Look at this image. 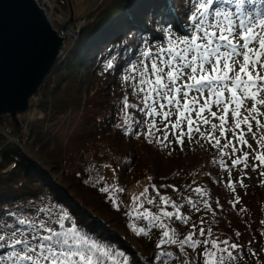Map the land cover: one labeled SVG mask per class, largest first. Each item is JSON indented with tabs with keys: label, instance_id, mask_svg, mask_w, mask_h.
<instances>
[{
	"label": "trees",
	"instance_id": "obj_1",
	"mask_svg": "<svg viewBox=\"0 0 264 264\" xmlns=\"http://www.w3.org/2000/svg\"><path fill=\"white\" fill-rule=\"evenodd\" d=\"M58 3L66 8L65 0ZM190 9V0H102L95 10L83 16L85 23L76 42L65 49L40 90L33 95L31 109L35 114L0 117V128L8 127L19 137L20 144L19 148L0 134V214L9 211L21 214L31 203L41 207L56 205L69 213L81 231L122 251L131 264H149L158 252L172 247L179 249L178 243H166L157 248L160 241L166 239L163 230L148 229L147 221L136 219L151 213L161 215L169 230L178 229L177 240L186 236L193 224L197 225V235L200 226L211 227L213 236H209V240L219 237L241 246L237 264H264V176L261 175L264 164L257 158L264 156V142L259 140L255 148L227 151V154L230 152L226 155L227 163L220 164L216 160L223 145L220 112H216V117L211 115L217 109L211 106L209 98L197 95L198 103L189 112L181 116L184 109L179 107L174 115L165 119L162 112L173 111V106H167L166 101L148 100V104L157 107V114L144 108L141 115L144 94H130L131 84H137V91L140 87L138 73L130 70L133 63L138 64L142 59L140 52H155L159 47H166L169 27L174 33L172 39L185 35ZM109 60L114 68L106 71L104 66ZM134 75L136 79H123ZM125 95L129 97V104L140 107L121 111L117 116ZM193 95L196 94L189 93V100ZM153 97L155 99L154 94ZM205 100L208 107L197 117L196 112ZM159 103H165L166 107L159 109ZM72 113H76L77 119L66 133L64 129ZM125 115L144 120L137 135L125 134ZM27 118L29 122L25 125ZM189 119L193 121V129L199 127L204 133L201 136L193 131L191 141L187 139ZM204 119L209 123L204 124ZM177 120L180 124L174 129L172 125ZM153 123L155 128H152ZM212 124L217 125L215 131ZM149 128L153 135L146 139L144 133ZM181 130L185 132L183 144L175 140ZM166 133L171 143L165 141L167 147L157 144L156 138L162 140ZM148 139L153 142L149 143ZM216 139L221 144L213 147ZM206 144L210 148L204 149ZM203 149L207 153L201 155ZM208 151L214 157H209ZM236 158L241 161L233 165ZM103 164L109 167L97 168ZM97 171L105 180H115L117 190L101 192L99 188L103 185L93 183ZM210 172L218 177L217 183H212ZM250 173L258 185L247 183ZM129 187L140 188L141 192L147 188L148 197H155L158 190L161 196L170 198L169 204L164 205L158 197H155L156 204H149L142 196L140 205L143 206L139 205L137 212L123 208L121 200ZM196 188H200L202 194H197ZM110 195L120 205L119 209L113 206ZM187 199L199 201V210H192ZM205 201L211 210L203 207ZM172 203L185 205L179 214L187 217L186 225L177 221L175 215L171 220L162 216V211L176 213L170 206ZM129 212L132 215L126 214ZM201 218L205 220L203 225ZM133 223L137 228H145L148 236L134 233L129 226ZM186 251L189 256L195 255L191 249ZM199 251L202 249H197ZM154 264L161 262L154 261Z\"/></svg>",
	"mask_w": 264,
	"mask_h": 264
},
{
	"label": "snow or ice",
	"instance_id": "obj_2",
	"mask_svg": "<svg viewBox=\"0 0 264 264\" xmlns=\"http://www.w3.org/2000/svg\"><path fill=\"white\" fill-rule=\"evenodd\" d=\"M191 9L187 16L186 34L172 39L174 33L170 27L166 29L169 33V40L166 47H159L157 51L143 50L140 52L142 58L139 63H133L130 70L138 73L139 91L137 84H131V95L137 96L143 93L140 108L141 115L144 114V108H150L152 114H157V107L148 104V100L166 101L167 106H173V111H163L162 115L168 119L179 110L184 109L180 115L189 112L194 105L198 103L197 95L203 96L205 92L208 95H216L217 106L225 103L219 97H223L224 91L231 92V102L237 110L232 112L233 117H239L238 109L244 108L248 116L243 117V122L247 124L248 131L251 132L252 125L248 123L249 116L252 113H258L256 104L248 109L244 105L245 100H256V97L264 92V76L256 71L257 65L264 70V62L260 57L264 56V3L260 0H190ZM216 7H213V5ZM105 70L114 68L113 62L109 60L105 64ZM128 69H126L127 71ZM210 73H218L211 75ZM232 73L233 76H229ZM255 73V75H254ZM125 81L136 79V76H125ZM215 86V87H214ZM150 88V91L146 89ZM254 90V91H253ZM189 93H194L189 100ZM155 95V99L153 97ZM177 96L180 98L177 99ZM183 101V103H182ZM122 108L117 112L126 111L129 108L140 107L137 104H129V97L125 95L120 102ZM259 104L264 105V97H261ZM165 103H159V109L166 107ZM208 107V101L196 112L199 117ZM227 114V106L222 108ZM216 117V112H211ZM221 123H224V117H220ZM144 120L140 117L135 119L125 115L124 132L125 134L137 135ZM208 124V119L203 120ZM180 121L177 120L172 125L174 129L178 128ZM259 127L260 121H256ZM120 127V125H117ZM236 127H240L238 121ZM152 128H155L153 123ZM152 128H149L145 138L153 135ZM213 131L217 129L216 124H212ZM193 131L204 135L199 127L193 129V121L187 120V139H193ZM223 135V132H221ZM185 132L179 131L175 135L176 142L183 144ZM169 141L168 134L163 139L156 138L157 144L167 147L164 142ZM149 143L153 141L148 139ZM247 144V140L242 141ZM219 139L215 140L213 147L220 146ZM225 143L222 147H227ZM237 149L233 147L234 153ZM223 155V153H221ZM248 153H244V159L247 160ZM264 164V156L257 157ZM233 165L240 163L239 159L232 161ZM108 168V164L97 166ZM245 167H248L245 164ZM255 170V169H253ZM116 169H113L115 173ZM264 176V172L261 173ZM88 180H85L87 183ZM93 183H99L103 186L99 190L103 193L116 191L115 180H105L97 171V177ZM231 187V185H229ZM167 187H172L168 185ZM118 191L122 192L123 189ZM197 194H202L200 188L194 189ZM148 189L145 188L141 196L147 198L149 204H156L159 201L164 205L169 204L168 197L161 196L156 190L155 197H148ZM109 199L114 207L119 209L120 205L111 195ZM135 201L139 197H134ZM239 202V198H236ZM199 201L187 199V205L192 210L198 209ZM219 206V201H216ZM231 203V201H230ZM141 207L143 205H140ZM176 209V213L162 211V216L171 220L175 219L182 225L187 224V217L180 215V209L184 204L172 203L170 205ZM203 207L210 209L207 201ZM235 208V204H232ZM56 208V211L53 209ZM132 215L131 212L126 213ZM213 214L214 210H213ZM6 217V218H5ZM137 220L147 221V228L159 227L163 230V236L166 238L160 241V245L179 244V256L172 251H160L155 255L154 261H160L161 264H237L240 258L241 246L236 242H230L228 239H220L213 236L212 228L199 227L197 235V225L193 224L189 233L177 240L178 229L172 227L169 230L168 225L161 220V215L151 213L142 214L136 217ZM71 223V227H65V222ZM205 223L201 218L200 224ZM137 235L148 236L149 232L145 228H137L136 224L129 225ZM171 232V234H170ZM237 237L239 232L235 234ZM194 237H196L194 239ZM203 237V239H201ZM186 249H191L195 255L189 256ZM197 249L202 251L197 252ZM255 256L256 253H251ZM119 258V259H118ZM150 260L149 264H154ZM0 264H131L128 257L122 251L113 249L109 244L102 243L89 234L81 231L72 221L67 211L57 208L56 205L41 207L31 203L25 213L18 214L15 211L0 214Z\"/></svg>",
	"mask_w": 264,
	"mask_h": 264
},
{
	"label": "water",
	"instance_id": "obj_3",
	"mask_svg": "<svg viewBox=\"0 0 264 264\" xmlns=\"http://www.w3.org/2000/svg\"><path fill=\"white\" fill-rule=\"evenodd\" d=\"M50 5L48 0H0V117L29 111L31 97L64 51L65 35ZM172 251L179 256L177 248Z\"/></svg>",
	"mask_w": 264,
	"mask_h": 264
},
{
	"label": "rangeland",
	"instance_id": "obj_4",
	"mask_svg": "<svg viewBox=\"0 0 264 264\" xmlns=\"http://www.w3.org/2000/svg\"><path fill=\"white\" fill-rule=\"evenodd\" d=\"M49 2H50L51 6H52V9H53L52 10V14H53L55 20L58 21V24H57L56 27L60 31V29L65 28L66 20L68 21V19H69V16H70V8L69 7H71V9L73 10L75 16L81 17V16H85L89 12L93 11L94 9H96V7L100 4L101 0H65L67 10H66V8L65 9L62 8V5L58 3V0H49ZM260 2H261V0H260ZM54 10H56V12H54ZM66 28H67V26H66ZM67 40H69V38H67ZM260 59H261L262 62H264V56L260 57ZM256 71L259 72L261 76H264V70H262L259 65H257ZM254 75H255V73H254ZM225 91H226L225 94H228L229 96H231V92L230 91H227V90H225ZM215 97H217V96L215 95ZM261 97H264V92L260 93L256 97L255 101H257L259 103V100H260ZM219 98L223 100L222 97H219ZM32 99H33V96L30 99V108H32V106H31ZM259 105H260L259 107L261 109V112L264 113V105H261V104H259ZM34 114H35V110L34 109H30L29 112L25 114V117H32ZM223 117L225 118V114H224ZM76 119H77L76 113H72L68 117L69 124L67 125V128L64 129V131L66 130V133L70 132L72 126L76 122ZM26 122H29V118H27ZM231 124H232L231 122H228V121L226 122L225 121L223 127H221L222 130H223L222 131L223 132L222 138L224 139L223 145L225 143H227L228 146L226 148L222 147L223 145L220 146L218 154L216 155L217 162L218 161L221 162V161H223L225 159V155H226L227 150L230 151V150L233 149V147H235L236 149L241 147L243 145L242 141H244V140H247V144L253 145L252 144L253 141L255 143L257 140L264 139L263 136H262V135H264V122L260 123L261 124L260 133L262 135H259V136H256L255 132L247 134V133L241 132L240 130L237 129V131H238L237 134H234V136L228 137L227 136L228 135V129H226V128H229V126H231ZM1 129L5 130V132L7 134L11 133V130L8 127L3 126V127H1ZM24 129H25V125H24ZM61 129H63V128H61ZM255 137H258V138H255ZM205 148L208 149L210 147L208 146V144H206L204 146V149ZM204 153H207V151L204 150L200 154L203 155ZM209 153H211V151H208V156L209 157H214V155L211 156V155H209ZM221 153H223V155ZM217 157H218V159H217ZM210 175L212 177V179H211L212 183H217L218 182V177L215 176V175H212L211 172H210ZM247 179H248V181H247L248 184L254 185V186L258 185V181L254 177V175H250ZM126 193L127 194L124 196V200L123 199L121 200L122 201L121 203H124V206L128 207L129 209H136V212H137L138 207H139L140 202H141V199H142V196H141L142 192H141L140 188L136 189V188L129 187L126 190ZM134 197H139L140 199L135 201V203H134V199H133ZM26 211H23L22 213H25ZM53 211H56V210L53 209ZM65 227H71V225L66 221L65 222Z\"/></svg>",
	"mask_w": 264,
	"mask_h": 264
},
{
	"label": "bare ground",
	"instance_id": "obj_5",
	"mask_svg": "<svg viewBox=\"0 0 264 264\" xmlns=\"http://www.w3.org/2000/svg\"><path fill=\"white\" fill-rule=\"evenodd\" d=\"M50 6H51V5H50ZM51 7H52V6H51ZM51 15H52V14H51ZM51 17H52V19H55L53 15H52ZM62 32H65V29H64V28L62 29Z\"/></svg>",
	"mask_w": 264,
	"mask_h": 264
}]
</instances>
